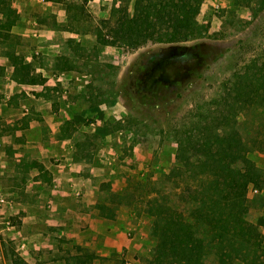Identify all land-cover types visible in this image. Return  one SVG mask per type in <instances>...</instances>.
Masks as SVG:
<instances>
[{"label":"rangeland","instance_id":"374dc122","mask_svg":"<svg viewBox=\"0 0 264 264\" xmlns=\"http://www.w3.org/2000/svg\"><path fill=\"white\" fill-rule=\"evenodd\" d=\"M61 1L67 4L68 27L90 31L88 44L94 43L76 50L72 64L76 72L91 76L53 88H70L68 96L74 94L77 108H95L76 113L77 119L63 126L77 157L111 174L109 179L102 169L95 175L99 215L113 219L119 206L127 205L149 224L154 245L142 259L146 264L156 244L149 204L158 198L177 207L180 195L204 177L199 166L190 171L176 159L177 140L185 143L182 162H192L199 154L196 137L205 125L238 135L264 176V0H202L196 16L201 35L148 41L134 50L111 45L112 55L103 54L96 33L110 38L123 11L132 13L133 0ZM56 97L54 109L63 105ZM11 123L0 121L1 133L20 138L16 122ZM18 164L16 171L0 172V264H78V257L91 264H127L124 258L97 255L95 243L80 244L37 219L50 208L40 203L52 185L51 175L31 161ZM247 198L245 218L258 225L262 237L264 181L250 182ZM90 253L95 254L91 260ZM257 264H264V256Z\"/></svg>","mask_w":264,"mask_h":264},{"label":"crops","instance_id":"0c3cea01","mask_svg":"<svg viewBox=\"0 0 264 264\" xmlns=\"http://www.w3.org/2000/svg\"><path fill=\"white\" fill-rule=\"evenodd\" d=\"M6 3L15 12L8 31L18 41L11 47L0 38V121H13L11 125L16 122L20 138L16 133H11L13 137L5 136L0 129V172L16 171L20 161L43 165L51 175L52 185L47 200L40 204H49L50 208L47 213H39L42 217L37 219L58 226L61 234L80 244L95 243L97 255L124 258L127 264H143L142 259L149 256L154 245L149 224L127 205L119 206L113 219L99 215L94 207L99 190L95 175L102 173V169L107 172L85 157H77L72 137H60L66 120L77 119L76 113H89L95 108H77L74 94L68 96L70 88L63 91L53 88L58 84L66 87L72 79L81 80L79 76L84 79L91 76L90 72H76L72 64L78 57L76 50L94 44H88L87 40L92 33L68 27L67 4L61 0H6ZM3 19L0 11V20ZM108 47L111 45H103V54L115 53ZM12 48L22 64L29 66L26 72L15 70L6 51ZM109 59L115 58H103ZM52 97L61 99L63 105L54 109ZM107 174L111 179V174Z\"/></svg>","mask_w":264,"mask_h":264},{"label":"trees","instance_id":"16d2710c","mask_svg":"<svg viewBox=\"0 0 264 264\" xmlns=\"http://www.w3.org/2000/svg\"><path fill=\"white\" fill-rule=\"evenodd\" d=\"M201 1L133 0L132 13L123 11L112 29L113 35L106 38L97 32L96 41L134 50L148 41L179 42L201 35L196 19ZM0 11L4 17L0 20V38L12 47L18 39L8 29L15 12L6 0H0ZM13 50L6 51L15 70L26 72L29 66L22 64ZM70 123L71 120L64 122ZM202 129L196 137L199 154L195 160L189 162L186 158L182 162L185 156L182 139L177 140L176 159L190 171L199 166L203 179L189 187L186 196L180 195L181 204L177 207L161 203L158 198L148 206L153 215L151 234L156 237V244L146 264H257L264 256L258 225L245 218L249 183L263 182L262 170L240 136L223 133L222 129L215 131L207 125ZM70 136L62 126L60 137ZM32 164L46 171L43 165L34 161ZM86 256L91 260L95 254ZM209 256L211 260H207ZM78 258V264H91Z\"/></svg>","mask_w":264,"mask_h":264},{"label":"built area","instance_id":"2783aa9c","mask_svg":"<svg viewBox=\"0 0 264 264\" xmlns=\"http://www.w3.org/2000/svg\"><path fill=\"white\" fill-rule=\"evenodd\" d=\"M3 201H4V197L0 193V202H3Z\"/></svg>","mask_w":264,"mask_h":264}]
</instances>
